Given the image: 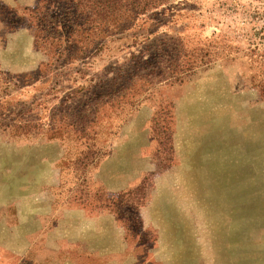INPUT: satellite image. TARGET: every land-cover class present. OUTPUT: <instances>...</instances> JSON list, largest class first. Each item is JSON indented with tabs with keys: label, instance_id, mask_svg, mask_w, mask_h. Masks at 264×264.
<instances>
[{
	"label": "rangeland",
	"instance_id": "374dc122",
	"mask_svg": "<svg viewBox=\"0 0 264 264\" xmlns=\"http://www.w3.org/2000/svg\"><path fill=\"white\" fill-rule=\"evenodd\" d=\"M23 8L0 0V264H264V0H172L83 60L38 46ZM170 37L187 78L128 88Z\"/></svg>",
	"mask_w": 264,
	"mask_h": 264
},
{
	"label": "trees",
	"instance_id": "16d2710c",
	"mask_svg": "<svg viewBox=\"0 0 264 264\" xmlns=\"http://www.w3.org/2000/svg\"><path fill=\"white\" fill-rule=\"evenodd\" d=\"M171 2L172 0H38L34 7L23 8V13L19 15L12 13V15L18 22L27 21L33 28L34 42L56 55L58 59L66 58L69 55L72 59L83 60L100 49L106 40L127 33L136 27L142 29L148 22L154 21L153 17L158 8L167 6ZM148 33L152 35L153 32ZM170 38L165 41L162 40V44L159 45L161 48H157L160 51L152 56V58L159 60L148 63V65H151L149 69L144 68L147 67L148 62L146 58L141 57L136 62L137 64L141 63V68L140 70H134L133 68L131 71L133 73H128L125 76L124 81L128 84V88L132 89L135 86L142 88L145 86L148 90L154 88V85L181 83L187 78L189 75L187 73L196 65H193L194 62L189 61L190 54L188 53L189 56L187 54L185 56L181 53L179 44ZM161 51L162 54H160ZM160 58H162V61H160ZM250 60L258 65V71L252 76V80L254 86L258 88L260 96L264 99V53L257 54ZM63 65L64 63L60 64V66ZM127 66L134 65L126 64L118 67V70L128 68ZM106 80L108 81L105 89L107 91L118 82L115 77ZM97 86L94 84L88 87L87 90L92 91L91 94L94 95L96 92L93 90ZM106 96L108 98L103 102L104 104H110L115 99L110 92ZM124 100V102L128 101L127 98H124ZM92 123V120L84 123L80 130L90 128ZM30 127L29 123L17 125V128L23 132H28ZM63 133H65V130L57 127L51 130L50 137H61ZM152 133L159 140L158 152L162 149L169 151L170 132L168 124L159 125V122H156L152 126ZM165 153L169 154L166 151ZM137 188L142 190L143 184ZM130 192L133 191L121 192L118 194L117 199L109 200L107 205H100L108 207L117 216L121 215L118 203L119 201L122 202L124 196H129ZM139 204L140 201L129 207V209L135 211Z\"/></svg>",
	"mask_w": 264,
	"mask_h": 264
},
{
	"label": "crops",
	"instance_id": "0c3cea01",
	"mask_svg": "<svg viewBox=\"0 0 264 264\" xmlns=\"http://www.w3.org/2000/svg\"><path fill=\"white\" fill-rule=\"evenodd\" d=\"M10 7H34L38 0H2Z\"/></svg>",
	"mask_w": 264,
	"mask_h": 264
},
{
	"label": "bare ground",
	"instance_id": "6f19581e",
	"mask_svg": "<svg viewBox=\"0 0 264 264\" xmlns=\"http://www.w3.org/2000/svg\"><path fill=\"white\" fill-rule=\"evenodd\" d=\"M212 110H213V109H212ZM212 110H211V111H212ZM205 111H206V110H205ZM202 120H203V119H202ZM206 125H207V124H206ZM208 132H209V131H208ZM216 140H217V139H216ZM214 141H215V140H214ZM209 142H210V141H209ZM211 142H212V141H211ZM227 142H228V141H227ZM229 142H230V140H229ZM206 144H207V143H206ZM227 144H228V143H227ZM228 145H229V144H228ZM213 146H214V145H213ZM229 146H230V145H229ZM226 148H227V147H226ZM226 148H225V149H226ZM208 149H209V148H208ZM208 149H207V150H208ZM233 149H234V148H233ZM211 150H212V149H211ZM213 150H214V149H213ZM236 151H237V150H236ZM209 152H210V151H209ZM238 152H239V151H238ZM241 153H242V152H241ZM226 158H227V157H226ZM232 160H233V159H232ZM234 160H235V159H234Z\"/></svg>",
	"mask_w": 264,
	"mask_h": 264
}]
</instances>
